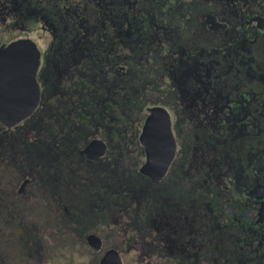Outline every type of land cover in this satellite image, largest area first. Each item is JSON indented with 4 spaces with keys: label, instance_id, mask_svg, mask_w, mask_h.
Masks as SVG:
<instances>
[{
    "label": "flooded vegetation",
    "instance_id": "flooded-vegetation-1",
    "mask_svg": "<svg viewBox=\"0 0 264 264\" xmlns=\"http://www.w3.org/2000/svg\"><path fill=\"white\" fill-rule=\"evenodd\" d=\"M15 44L39 54V98L0 123L5 164L25 140L55 173L104 163L82 188L0 185L51 231L68 222L20 264H264V0H0V50ZM154 108L176 144L161 181L141 172Z\"/></svg>",
    "mask_w": 264,
    "mask_h": 264
},
{
    "label": "rangeland",
    "instance_id": "rangeland-1",
    "mask_svg": "<svg viewBox=\"0 0 264 264\" xmlns=\"http://www.w3.org/2000/svg\"><path fill=\"white\" fill-rule=\"evenodd\" d=\"M159 37L162 39L161 34ZM39 126L41 125L37 124V127ZM29 129L30 127L28 126H20L10 134V137L15 133L18 134V137L28 135L31 133ZM38 132L41 134H43V132L45 133V131L40 128H38ZM2 135L0 131V185L7 191V195L4 192V196H7V201L12 200V198L8 196V193L14 192L17 189V186L23 180L22 178L31 176L32 174L39 177V179L36 180L37 183H57L67 185L68 188H82L86 182V177L93 175V169L104 165V163L95 165L85 164L76 173H68L65 171L55 173V171L51 169L48 156L43 153H33L39 150V147H32L28 140H25L24 143L27 148H20L18 146L16 150L13 151V158L10 159L11 162L5 164L3 158V141L5 138ZM29 150L30 152H28ZM72 150L75 151V148ZM110 151L114 152L115 149L112 148ZM28 172L30 173L28 174ZM40 177L42 179H40ZM140 181L145 184L149 183L144 179ZM15 197L19 198V201H21L20 198L22 197ZM21 203L22 202L18 201L12 203H4L3 200L0 201V264H20V261H24V255H29L33 247L44 245L43 239L41 242H38L39 237H48L53 234V232L68 231L65 229L68 224L66 219L65 221L60 220L58 222L54 220L53 225L57 228H53L52 232L50 230V222L47 223L31 219L33 212L28 208L24 210L23 207H21ZM79 207H84L83 202H80ZM41 214H49V212L42 211ZM61 214L62 216L65 215L64 213ZM2 216L3 218H1ZM48 242H50V239ZM24 259L25 262H30L28 256ZM76 261L80 262L77 256ZM70 262L71 255L64 251V253L59 255L57 260H54L51 264H69ZM32 264H39V260L35 259Z\"/></svg>",
    "mask_w": 264,
    "mask_h": 264
},
{
    "label": "water",
    "instance_id": "water-1",
    "mask_svg": "<svg viewBox=\"0 0 264 264\" xmlns=\"http://www.w3.org/2000/svg\"><path fill=\"white\" fill-rule=\"evenodd\" d=\"M38 59V52L34 53L24 45L15 44L0 50V123L9 128L30 116L38 103V100L29 99L35 96L39 98L36 84ZM141 143L147 154L141 172L155 181H161L176 152L170 116L165 109H151ZM96 144L98 143L91 144L85 151L86 157L93 158L92 153L105 150L103 145L96 147ZM113 259L117 260L115 255ZM118 264H121V261Z\"/></svg>",
    "mask_w": 264,
    "mask_h": 264
}]
</instances>
